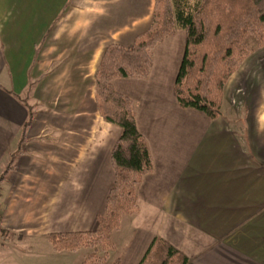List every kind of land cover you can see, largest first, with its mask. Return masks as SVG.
<instances>
[{"label": "crops", "instance_id": "0c3cea01", "mask_svg": "<svg viewBox=\"0 0 264 264\" xmlns=\"http://www.w3.org/2000/svg\"><path fill=\"white\" fill-rule=\"evenodd\" d=\"M153 8L154 0H0V264H22L33 252L23 240L96 230L121 130L97 111L94 75L105 47H131ZM177 31L155 48L147 79L113 82L135 103L153 170L110 254L140 264L161 238L191 264H264V46L228 79L211 121L177 105Z\"/></svg>", "mask_w": 264, "mask_h": 264}, {"label": "trees", "instance_id": "16d2710c", "mask_svg": "<svg viewBox=\"0 0 264 264\" xmlns=\"http://www.w3.org/2000/svg\"><path fill=\"white\" fill-rule=\"evenodd\" d=\"M177 30L185 37L173 84L177 105L216 120L228 79L251 53L264 46V0H198L193 5L187 0H154L150 25L131 47H105L94 75L95 102L103 121L121 130L111 151L115 179L96 230L50 234L54 252L92 249L81 264H104L114 250L111 234L124 217L137 213V187L152 172L153 161L147 141L137 129L135 103L119 94L113 82L147 79L155 48ZM31 121L29 112L22 136ZM112 264H119V259ZM140 264L191 263L167 241L156 238Z\"/></svg>", "mask_w": 264, "mask_h": 264}, {"label": "rangeland", "instance_id": "374dc122", "mask_svg": "<svg viewBox=\"0 0 264 264\" xmlns=\"http://www.w3.org/2000/svg\"><path fill=\"white\" fill-rule=\"evenodd\" d=\"M187 1L188 3H190V5H193L198 0H187ZM177 32H178L177 37L180 38L182 32H180L179 30ZM29 103L31 104V102ZM127 220L128 219L125 218L124 223L123 222L122 224L120 223V225H122L120 229H124V230H120L118 233H116L117 232L116 230V232L114 231L111 234V236L114 235L117 237L119 236V234H121V232H124L125 228L128 226ZM20 245L23 248V250L33 251L31 254L25 253L21 255L22 264H81L84 261V258L93 251L92 249L81 248L73 252L54 253L50 243H48L47 241L32 242V241L23 240ZM111 252L112 251L109 252L108 260L104 264H112V262L116 260L117 257H121L122 255V251H118L117 252L118 255H112V256L110 254Z\"/></svg>", "mask_w": 264, "mask_h": 264}]
</instances>
